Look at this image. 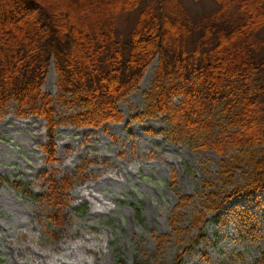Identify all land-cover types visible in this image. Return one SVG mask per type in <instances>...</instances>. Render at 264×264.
Segmentation results:
<instances>
[{"label":"trees","instance_id":"16d2710c","mask_svg":"<svg viewBox=\"0 0 264 264\" xmlns=\"http://www.w3.org/2000/svg\"><path fill=\"white\" fill-rule=\"evenodd\" d=\"M213 1L216 10L191 16L179 0H0V116L14 104L16 116L42 119L49 136L43 150L53 165L58 122L51 96L42 91L51 64L57 101L76 110L64 122L97 128L122 121L117 104L137 90L156 60L136 119L164 116L161 135L167 140L197 137L224 157L217 183H204L198 202L203 211L190 218L203 242L207 215L219 222L231 202L264 195V39L258 37L264 0ZM134 12L132 25L121 31L122 16ZM46 184L40 196L27 186L21 192L48 202L49 223L61 227L74 184L53 174ZM177 200L173 216L193 198L178 194ZM155 240L158 248L167 236ZM170 264H182L181 257Z\"/></svg>","mask_w":264,"mask_h":264},{"label":"rangeland","instance_id":"374dc122","mask_svg":"<svg viewBox=\"0 0 264 264\" xmlns=\"http://www.w3.org/2000/svg\"><path fill=\"white\" fill-rule=\"evenodd\" d=\"M179 1L191 16L218 7L213 0ZM135 14L122 16L121 31L132 25ZM258 37L264 39V29ZM53 65L54 75L49 68L42 91L51 96L58 122L55 164H48L43 150L49 136L42 119L16 116L14 104L0 116V264H133L135 259L170 264L175 256L182 264L264 263L263 194L231 202L220 212L219 222L207 215L200 227L203 242L191 227V216L202 210L198 202L204 183H217L224 157L197 137L180 143L167 140L161 135L164 116L136 119L156 60L137 90L117 104L122 121L97 128L64 122L76 110L57 101ZM52 174L74 184L66 195L61 227L49 223L48 202L21 192L27 186L34 196L44 194ZM178 194L193 200L175 217ZM241 214L249 215L242 219ZM173 228L180 233L174 234ZM159 235L167 241L157 248Z\"/></svg>","mask_w":264,"mask_h":264},{"label":"bare ground","instance_id":"6f19581e","mask_svg":"<svg viewBox=\"0 0 264 264\" xmlns=\"http://www.w3.org/2000/svg\"><path fill=\"white\" fill-rule=\"evenodd\" d=\"M153 65H154V63L150 66V68H149V70H148V72L152 69V67H153ZM54 66V65H53ZM51 68V67H50ZM51 72V74H53V68H51V70H50ZM54 75V74H53ZM147 77H149V75L147 76ZM147 77L145 78V80L144 81H146V79H147ZM142 88H144L143 86H142Z\"/></svg>","mask_w":264,"mask_h":264}]
</instances>
